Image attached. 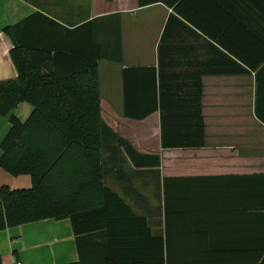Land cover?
<instances>
[{
	"label": "crops",
	"instance_id": "obj_1",
	"mask_svg": "<svg viewBox=\"0 0 264 264\" xmlns=\"http://www.w3.org/2000/svg\"><path fill=\"white\" fill-rule=\"evenodd\" d=\"M143 1L158 2L140 6L139 0H0V81L18 79L11 58L15 44L48 49L51 54L101 55L102 21L113 24L109 32L114 43L118 16L122 62L98 64L101 117L107 130L133 148H106V185L158 233L166 229L167 198L174 209H189L193 224L200 222L214 233V241L195 245L226 251L221 255L207 251L211 262L261 264L264 0ZM9 27H16L15 40L5 33ZM149 67L156 69L160 88L172 95L171 104L200 103L203 148L163 149L159 111L143 120L125 117L123 70ZM146 73L133 71L128 80L134 86ZM32 111L23 102L11 115L0 116V144L11 117L25 122ZM191 112L198 117L196 108ZM166 178L175 179L168 180V188ZM3 186L29 189L32 181L28 175L14 177L0 168ZM0 258L2 264L78 262L70 219L1 231Z\"/></svg>",
	"mask_w": 264,
	"mask_h": 264
},
{
	"label": "trees",
	"instance_id": "obj_2",
	"mask_svg": "<svg viewBox=\"0 0 264 264\" xmlns=\"http://www.w3.org/2000/svg\"><path fill=\"white\" fill-rule=\"evenodd\" d=\"M156 2L139 0L140 6ZM102 22V54L96 57L51 54L48 49L16 44L11 51L18 79L0 81V116L11 115L23 102L33 111L25 122L11 117L10 130L0 144V168L14 177L30 176L32 186L0 188V232L48 219H70L79 261L69 264H225L206 256L225 250L195 245L214 241V233L200 222L193 224L189 209H174L167 198L166 229L158 233L106 185L105 144L129 151L133 147L107 130L101 117L99 61L122 62L120 19L117 16L114 43L109 32L113 24ZM14 28L5 29L13 39ZM133 71L147 72L134 86L128 80ZM123 80L125 117L143 120L159 111L163 149L205 146L200 103L171 104L172 95L160 88L155 68L124 69ZM194 108L197 118L188 113ZM154 158L160 167V157ZM260 178L264 197V176ZM170 179L175 180L166 178L165 188Z\"/></svg>",
	"mask_w": 264,
	"mask_h": 264
},
{
	"label": "rangeland",
	"instance_id": "obj_3",
	"mask_svg": "<svg viewBox=\"0 0 264 264\" xmlns=\"http://www.w3.org/2000/svg\"><path fill=\"white\" fill-rule=\"evenodd\" d=\"M110 145H111V143H109V144H105V146H106V147H109V148H110ZM150 204H151L152 208H154V209L157 210V207H156L155 203L150 202Z\"/></svg>",
	"mask_w": 264,
	"mask_h": 264
}]
</instances>
